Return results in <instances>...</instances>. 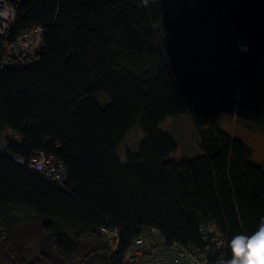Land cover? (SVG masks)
I'll list each match as a JSON object with an SVG mask.
<instances>
[{
  "label": "trees",
  "instance_id": "obj_1",
  "mask_svg": "<svg viewBox=\"0 0 264 264\" xmlns=\"http://www.w3.org/2000/svg\"><path fill=\"white\" fill-rule=\"evenodd\" d=\"M9 2L20 29L43 28L44 47L34 64L14 60L0 74V124L23 141L0 155L3 255L122 264L145 228L197 246L199 227L214 222L231 258V238L264 218V165L218 125L228 116L264 127V0H195L175 18L169 0ZM184 115L204 155L170 162L179 145L159 128ZM137 125L145 139L123 165ZM40 150L64 162V190L12 160ZM107 222L121 229L118 251L97 233Z\"/></svg>",
  "mask_w": 264,
  "mask_h": 264
},
{
  "label": "built area",
  "instance_id": "obj_2",
  "mask_svg": "<svg viewBox=\"0 0 264 264\" xmlns=\"http://www.w3.org/2000/svg\"><path fill=\"white\" fill-rule=\"evenodd\" d=\"M183 6L194 10L195 0H169L168 15L175 18ZM166 34L169 35L168 32ZM43 47V28L34 26L20 29L16 7L9 0H0V74L14 60L23 66L34 64ZM22 142L18 133L0 124V155H7L11 144L21 145ZM12 160L59 190H64L68 169L60 159L40 150L29 159L18 156ZM199 228L200 243L197 246L171 241L160 230L145 228L123 252L122 264H219L226 257L227 238L214 222H207ZM97 233L109 249L120 250L123 237L117 226L107 222L98 228Z\"/></svg>",
  "mask_w": 264,
  "mask_h": 264
},
{
  "label": "rangeland",
  "instance_id": "obj_3",
  "mask_svg": "<svg viewBox=\"0 0 264 264\" xmlns=\"http://www.w3.org/2000/svg\"><path fill=\"white\" fill-rule=\"evenodd\" d=\"M240 97L241 95L238 93L237 100ZM220 118L218 129L248 147L252 152L250 160L254 165H264V127L244 123L237 117L223 116ZM159 130L179 145L178 150L171 155L170 162L193 161V159L204 155L199 146L201 131L195 128L193 120L188 115L170 118L160 125ZM144 139L145 136L140 126L137 125L118 152V157L123 165L127 164V153L137 154ZM0 264H13L3 255L2 250H0Z\"/></svg>",
  "mask_w": 264,
  "mask_h": 264
},
{
  "label": "clouds",
  "instance_id": "obj_4",
  "mask_svg": "<svg viewBox=\"0 0 264 264\" xmlns=\"http://www.w3.org/2000/svg\"><path fill=\"white\" fill-rule=\"evenodd\" d=\"M237 48L241 53L249 51L247 45L240 41H237ZM229 247L231 258L222 259L219 264H264V218H261L257 230L252 234L234 235Z\"/></svg>",
  "mask_w": 264,
  "mask_h": 264
},
{
  "label": "water",
  "instance_id": "obj_5",
  "mask_svg": "<svg viewBox=\"0 0 264 264\" xmlns=\"http://www.w3.org/2000/svg\"><path fill=\"white\" fill-rule=\"evenodd\" d=\"M240 99H241V98H240ZM240 99H239V100H240ZM239 100H238V101H239Z\"/></svg>",
  "mask_w": 264,
  "mask_h": 264
}]
</instances>
